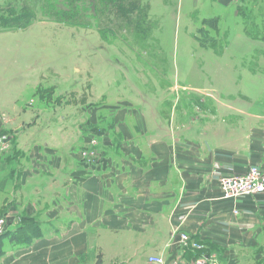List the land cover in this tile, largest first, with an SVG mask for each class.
Listing matches in <instances>:
<instances>
[{"label": "crops", "instance_id": "crops-1", "mask_svg": "<svg viewBox=\"0 0 264 264\" xmlns=\"http://www.w3.org/2000/svg\"><path fill=\"white\" fill-rule=\"evenodd\" d=\"M205 7L212 12L201 22L208 25H218L214 9L232 14L236 8L225 0H206ZM186 23L182 36L190 43L182 50L189 48L190 58L198 53L216 60L205 62L197 76L214 73L213 66L220 72L228 49L206 51ZM195 65L189 62V74ZM4 90L0 86V131L12 120ZM151 99L134 98L131 105L139 109L119 115L123 160L116 168L86 175L69 167L65 145L49 140L25 147L29 162L14 179L11 200L6 183L0 187V211L18 224L33 221L41 237L30 245L5 241L0 264H150L153 257L165 264L200 258L264 264V197L234 202L219 193L222 177L254 166L264 172V117L215 113L208 123L195 118L168 129L161 116L151 120ZM234 210L240 215L234 217ZM183 234L189 242H181Z\"/></svg>", "mask_w": 264, "mask_h": 264}, {"label": "rangeland", "instance_id": "rangeland-1", "mask_svg": "<svg viewBox=\"0 0 264 264\" xmlns=\"http://www.w3.org/2000/svg\"><path fill=\"white\" fill-rule=\"evenodd\" d=\"M23 1L0 0V13L7 3ZM27 1L35 4V21L24 30L0 26V86L5 85L11 113L6 116L12 119L0 131V187L6 183L7 201L14 179L29 162L25 147L30 145L50 140L69 147L73 172L88 175L99 173L102 166L116 168L123 160L119 115L139 109L131 101L143 94L152 98L147 107L151 120L161 116L168 129L195 118L207 122L215 113L237 112L247 120L264 117V42L253 30L264 0H225L239 6L240 14L236 8L232 14L214 9L218 25L201 22L212 12L206 0H143L147 11H138L147 15L127 24L126 33L115 30L113 36L89 16L82 20L87 27L45 19L39 0ZM50 1L63 9V0ZM244 9L252 15L248 22ZM183 22L191 25L187 32L196 34L203 49L211 47L214 54L228 49L221 56L220 72L213 66L214 73L197 76L205 62L215 65L216 60L198 53L190 58L189 48L183 51L190 43L183 40ZM190 61L196 67L189 74Z\"/></svg>", "mask_w": 264, "mask_h": 264}, {"label": "trees", "instance_id": "trees-1", "mask_svg": "<svg viewBox=\"0 0 264 264\" xmlns=\"http://www.w3.org/2000/svg\"><path fill=\"white\" fill-rule=\"evenodd\" d=\"M44 1L39 0L38 3L45 19L49 17L56 23L87 27L89 24L82 20L83 16H89L96 21L98 26H105V33L111 36L115 35V30L124 31L126 33V31L129 30L127 24L143 19L147 15L146 11L148 8L147 3L145 6L142 5L143 0H63L61 2L63 9H58L57 2L54 3L50 0ZM29 3L32 6H29ZM33 6H35V4L27 0L23 1L21 5L17 3L16 6L10 4L8 6L7 3L6 8L1 10L0 13L1 28L3 30H10L12 28L24 30L31 22L36 20L33 11L35 7L32 8ZM139 9H144L146 11L139 12ZM133 12L134 16L132 18L131 14ZM236 12L240 14L239 6L236 7ZM114 14L120 17L119 23H117ZM143 15L145 16L143 17ZM243 16L245 22H248L252 18L251 13L247 9H244ZM259 16L260 18H257L258 21H256V25H253V30L257 31L256 39H260V41L264 42V9L259 11ZM261 28L263 29L262 31L259 30ZM135 29L136 26L134 24V30ZM128 33L132 34L133 32ZM248 34L251 33L248 32ZM40 237L41 232L39 227L31 220H23L22 223L16 226L14 231H8L0 236V245L5 241L16 245H30L34 240Z\"/></svg>", "mask_w": 264, "mask_h": 264}, {"label": "built area", "instance_id": "built-area-1", "mask_svg": "<svg viewBox=\"0 0 264 264\" xmlns=\"http://www.w3.org/2000/svg\"><path fill=\"white\" fill-rule=\"evenodd\" d=\"M238 1V0H235ZM0 139V144L1 140ZM219 193L222 200L225 201H241L247 198L264 197V172L259 167H250L248 171L241 175L226 176L219 180ZM240 212L233 211V216L237 217ZM18 225L17 221L10 220L5 217L0 219V236L8 231H14ZM183 243L189 242L187 235H180ZM150 264H165L164 260L159 257L149 258ZM193 264H216L206 258H200Z\"/></svg>", "mask_w": 264, "mask_h": 264}]
</instances>
